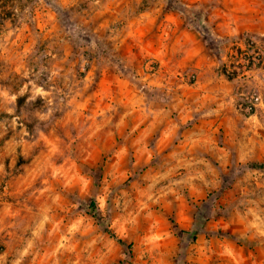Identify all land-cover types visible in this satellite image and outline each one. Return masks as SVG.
Wrapping results in <instances>:
<instances>
[{"label":"rangeland","instance_id":"obj_1","mask_svg":"<svg viewBox=\"0 0 264 264\" xmlns=\"http://www.w3.org/2000/svg\"><path fill=\"white\" fill-rule=\"evenodd\" d=\"M249 42L264 0H0V264H264Z\"/></svg>","mask_w":264,"mask_h":264},{"label":"trees","instance_id":"obj_2","mask_svg":"<svg viewBox=\"0 0 264 264\" xmlns=\"http://www.w3.org/2000/svg\"><path fill=\"white\" fill-rule=\"evenodd\" d=\"M264 68V58L260 49L254 43H248L246 49L234 47L228 55V61L223 62L219 71L228 80L232 81L244 77L246 73ZM94 208L95 202L91 203ZM129 250L131 244L128 245Z\"/></svg>","mask_w":264,"mask_h":264}]
</instances>
